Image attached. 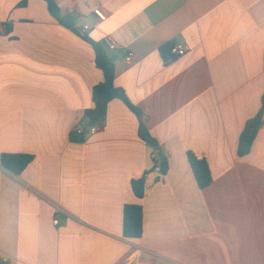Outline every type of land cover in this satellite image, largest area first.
I'll return each instance as SVG.
<instances>
[{"label": "crops", "instance_id": "crops-1", "mask_svg": "<svg viewBox=\"0 0 264 264\" xmlns=\"http://www.w3.org/2000/svg\"><path fill=\"white\" fill-rule=\"evenodd\" d=\"M54 1L62 16L91 26L90 39L119 45L108 52L115 86L143 112L170 171L154 166V148L121 100L97 134L72 138L104 82L93 47L44 0H0V159L32 158L16 176L0 161V260L264 264V117L239 157L264 96V0ZM168 43L187 54L164 64ZM190 152L209 163L206 189ZM143 176L138 198L131 183ZM132 204L143 208L144 231L127 240L123 209Z\"/></svg>", "mask_w": 264, "mask_h": 264}, {"label": "trees", "instance_id": "trees-1", "mask_svg": "<svg viewBox=\"0 0 264 264\" xmlns=\"http://www.w3.org/2000/svg\"><path fill=\"white\" fill-rule=\"evenodd\" d=\"M51 12V15L57 22L80 34L81 38L89 43L96 53V67L100 69L104 75V82L97 84L92 92L93 102L95 106L84 113V119L89 126L102 125L107 117L108 107L114 100H121L139 120L138 136L141 140L150 144L155 151L158 160L153 159L154 166L160 168L163 176H166L170 171V165L165 153L161 150L159 142L151 135L147 127L143 112L135 106L127 97L123 89L116 87V68L103 42H96L89 38L88 34H82L76 28L75 23L68 17H64L54 0H44ZM23 3V5H25ZM173 45L165 44L160 48V54L164 64L172 63L176 58L171 54ZM264 117V96L262 98V108L257 115L251 119L239 138V157L247 156L252 149L255 136L262 125ZM85 135L77 136L75 132L72 138L77 142H82ZM188 160L194 174V179L200 189L208 188L213 182V175L209 163L206 159L189 153ZM1 165L13 175L21 174L26 167L32 162L31 156L28 155H9L3 154L1 156ZM133 192L138 198L145 197V177L138 180H133L131 183ZM144 211L139 205H126L123 209V237L127 240L140 239L143 235ZM0 264H8L4 260H0Z\"/></svg>", "mask_w": 264, "mask_h": 264}, {"label": "built area", "instance_id": "built-area-1", "mask_svg": "<svg viewBox=\"0 0 264 264\" xmlns=\"http://www.w3.org/2000/svg\"><path fill=\"white\" fill-rule=\"evenodd\" d=\"M94 16L100 21V22H104L106 20V17L104 15V13L101 10H95L94 12ZM76 28L80 31V33L82 34H87L90 30H91V26L85 22V21H78V23L75 24ZM4 31V27L2 25H0V32ZM107 49L108 52H116L120 49L119 45H117L115 42L113 41H105L103 43ZM188 52V47L185 45H173L172 49H171V54L177 59V58H181L183 56H185ZM133 57L134 54L132 52H130L127 57H126V62L130 63L133 61ZM100 130V126L99 125H95V126H89L87 124H82L81 126H79L78 128L74 129V132L77 134V136L80 135H90V136H94L95 134H97V132ZM154 159L158 160V157L156 155H154ZM59 212V210H58ZM55 225L58 224V221L54 222ZM126 264H130V262H126Z\"/></svg>", "mask_w": 264, "mask_h": 264}]
</instances>
